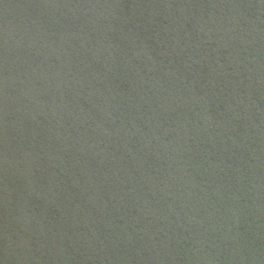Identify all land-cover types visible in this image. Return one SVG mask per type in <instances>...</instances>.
<instances>
[{
	"label": "water",
	"instance_id": "water-1",
	"mask_svg": "<svg viewBox=\"0 0 264 264\" xmlns=\"http://www.w3.org/2000/svg\"><path fill=\"white\" fill-rule=\"evenodd\" d=\"M0 264H264V0H0Z\"/></svg>",
	"mask_w": 264,
	"mask_h": 264
}]
</instances>
